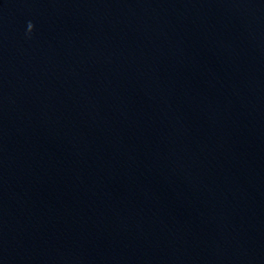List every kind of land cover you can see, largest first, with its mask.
<instances>
[{
  "label": "water",
  "instance_id": "95a60500",
  "mask_svg": "<svg viewBox=\"0 0 264 264\" xmlns=\"http://www.w3.org/2000/svg\"><path fill=\"white\" fill-rule=\"evenodd\" d=\"M0 264H264V0H0Z\"/></svg>",
  "mask_w": 264,
  "mask_h": 264
}]
</instances>
